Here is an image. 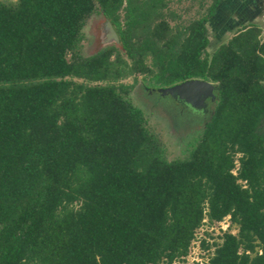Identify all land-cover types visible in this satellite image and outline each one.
Here are the masks:
<instances>
[{
    "label": "trees",
    "instance_id": "trees-1",
    "mask_svg": "<svg viewBox=\"0 0 264 264\" xmlns=\"http://www.w3.org/2000/svg\"><path fill=\"white\" fill-rule=\"evenodd\" d=\"M166 5L0 0V264H172L203 219L225 216L236 232L203 264H264L260 28L241 25L208 52L207 22L238 0H211L173 24ZM94 12L122 52H78ZM135 74L158 87L216 83L184 157L166 158L126 96L133 84L121 80Z\"/></svg>",
    "mask_w": 264,
    "mask_h": 264
},
{
    "label": "rangeland",
    "instance_id": "rangeland-1",
    "mask_svg": "<svg viewBox=\"0 0 264 264\" xmlns=\"http://www.w3.org/2000/svg\"><path fill=\"white\" fill-rule=\"evenodd\" d=\"M1 1L13 3L15 0ZM238 2L242 6L236 10L235 5L230 10L227 7L222 8L221 16L215 20V23L210 21L212 18L209 19L207 36L210 44L217 43L213 37L218 34L220 27L223 41L228 39L239 26L247 24L258 26L260 28L259 37L264 41V0H238ZM210 3L211 0H167L165 10L173 11L176 15V18L168 19V22L173 24L176 21L186 22L196 18L206 11ZM81 32L83 39L78 50L81 56H90L109 46L121 51L118 41L109 32L108 20L99 12H94L85 19ZM207 50L209 52L211 48ZM66 58H69V54L66 55ZM74 80L79 81L80 79ZM121 82L133 84L126 96L146 115L147 128L160 139L164 146L166 158L184 157L190 142L199 134L202 123L211 112L214 99H211L210 96L204 98L201 110L185 98L184 100L176 98L174 92L162 93L160 90L162 87L153 86L152 79L147 75L135 74L122 79ZM211 83L216 86V83ZM215 91L216 88L214 87L212 91L214 97ZM201 114L202 117L196 123ZM190 115L194 116L190 117ZM185 122L193 124L188 125ZM223 232H236V226L229 221L228 216L223 217L220 221L212 222L203 219L200 226L194 231L187 253L183 257L175 259L172 264H203L211 254L214 244L220 242V236Z\"/></svg>",
    "mask_w": 264,
    "mask_h": 264
},
{
    "label": "water",
    "instance_id": "water-1",
    "mask_svg": "<svg viewBox=\"0 0 264 264\" xmlns=\"http://www.w3.org/2000/svg\"><path fill=\"white\" fill-rule=\"evenodd\" d=\"M108 28L112 37L118 41L117 34L109 21ZM214 87L216 88V86L209 81L200 78H190L167 86L166 88L162 87L160 90H162V93L174 92L173 94H175L174 96H176V98L183 100L185 98L201 109L204 98L210 96L211 99H214V95L212 94Z\"/></svg>",
    "mask_w": 264,
    "mask_h": 264
},
{
    "label": "crops",
    "instance_id": "crops-1",
    "mask_svg": "<svg viewBox=\"0 0 264 264\" xmlns=\"http://www.w3.org/2000/svg\"><path fill=\"white\" fill-rule=\"evenodd\" d=\"M227 8H228V10H230V7H229V5H227ZM215 40V42H217V43H219L220 41H222V31L221 30H219L218 31V34L217 35H215V37H213ZM209 39V38H208ZM217 43H215V44H208V46L206 47V49H208V48H211V50L213 49V47L217 44Z\"/></svg>",
    "mask_w": 264,
    "mask_h": 264
}]
</instances>
